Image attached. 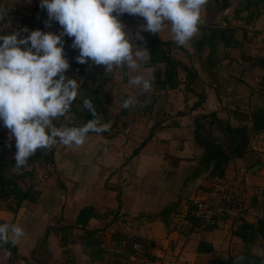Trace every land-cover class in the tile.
I'll use <instances>...</instances> for the list:
<instances>
[{
	"label": "crops",
	"instance_id": "obj_1",
	"mask_svg": "<svg viewBox=\"0 0 264 264\" xmlns=\"http://www.w3.org/2000/svg\"><path fill=\"white\" fill-rule=\"evenodd\" d=\"M248 6L244 13L225 7V26H199L184 46L175 44L170 26L156 34L174 62L172 85L154 81L155 71L165 79V62L151 60L141 69L153 82L148 93L128 86L127 69L104 72L102 87L80 85L71 112L93 119L82 108L89 98L110 130L89 133L81 146H54L53 171L34 202L15 209L0 202V220L24 231L14 251L0 245V264H109L134 253V242L145 255L171 250L178 264L241 252L244 242L233 231L242 220L255 226L264 203V12L252 15ZM54 22L51 31L60 34ZM128 96L137 102L123 109ZM240 168L241 209L191 234L192 199L205 193L210 177L229 179ZM87 206L97 213L86 226L96 232L90 246L75 222ZM200 243L207 248L199 250ZM252 251L264 264V239Z\"/></svg>",
	"mask_w": 264,
	"mask_h": 264
},
{
	"label": "clouds",
	"instance_id": "obj_2",
	"mask_svg": "<svg viewBox=\"0 0 264 264\" xmlns=\"http://www.w3.org/2000/svg\"><path fill=\"white\" fill-rule=\"evenodd\" d=\"M209 0H40L48 20L59 23L60 34L31 31L28 35L15 30L4 34L0 28V122L9 130V141H15L14 168L27 166L37 149L45 152L54 146H81L89 133L102 134L110 130L103 123L89 98H83L82 108L93 119L82 125L69 126L73 102L79 94L78 79L65 75L70 67L64 56L63 36L72 39L79 51L75 58L80 64L91 61L103 66L105 73L127 69L128 86L148 93L153 82L147 79L142 67L150 61L147 47L134 40L144 41L141 32L159 34L170 26L177 46L194 38L199 26L205 23L202 11ZM143 17L135 36L125 30L119 19L123 14ZM6 10L0 8V21ZM28 32L27 28L22 30ZM135 73V74H134ZM136 98H122L121 107L129 109ZM63 120V122H61ZM59 125V126H58ZM24 231L14 224H0V245H16ZM242 257H237V262Z\"/></svg>",
	"mask_w": 264,
	"mask_h": 264
},
{
	"label": "trees",
	"instance_id": "obj_3",
	"mask_svg": "<svg viewBox=\"0 0 264 264\" xmlns=\"http://www.w3.org/2000/svg\"><path fill=\"white\" fill-rule=\"evenodd\" d=\"M36 9L39 11V15L36 17L38 18L36 20H39L38 25L40 29L38 30L43 31V23L41 19L42 18L48 19L47 11L46 9H42L40 7V1H36ZM127 15L128 14L125 13L122 16H120L119 19H121L122 17H126ZM61 30L63 31L62 28ZM141 35H143L144 41L134 40V42L139 41L141 42V44H143V46L147 47V49L151 54L150 60L152 62H158V61L165 62V79L160 80L157 71H155L153 75L154 81L159 83L160 85L174 84L175 82V78L173 77L175 75V71L173 67L174 62L172 61V59L169 58V56L166 55L167 51H164L162 49L161 45L163 44V42H161L157 38L156 34L142 32ZM64 38L65 36L62 37V40H64ZM222 38L225 44L229 43L228 37L222 35ZM71 49L72 50L70 51L64 50V54L69 64L73 65L75 63L73 56L76 54V51L78 54L79 52L78 50L73 49V47H71ZM70 56H72L73 58L72 57L70 58ZM85 65L90 66L89 69L92 70L91 71L92 73H95L96 71H100L101 73H104L103 66H93L91 65V61H89ZM84 67L79 68L77 72L79 74H83L87 68L86 66ZM83 82H84V78L82 83ZM258 118L260 121L258 125L260 126L264 125V116H258ZM8 137L9 135L5 130L2 133H0V202L6 203L7 207L9 208L11 207L15 209L22 201L34 202L39 195L37 186L32 184L28 179L27 166L30 164V162L33 160L52 162V160H51L50 151L45 152V150L43 149H37L35 154L29 158L27 166L19 170H16L14 168V164H15L14 155L17 149L15 147V141L12 140L10 142ZM219 165L220 163H216L214 167L217 168ZM262 196H264V188L261 191V197ZM96 215L97 213L94 212L92 207L87 206L81 208L75 218V222H77L84 228L82 235L84 246H90V244L94 243L96 232L94 229H88L86 226L88 225L89 219L91 217H95ZM0 224H3V221L0 220ZM233 234L240 237L241 240L244 242V246L241 252L237 255H228L225 258L215 257L210 260V263L211 264H263V255L253 252L252 247L255 245L257 239L258 240L259 238L264 239V203H262L260 215L257 219L256 225L252 226L247 221L242 220L241 223L238 225V228L233 231ZM1 246H3L5 249L10 251L15 250V245H12L11 243L3 244ZM206 248L207 246L203 243H200L198 245L199 250H203ZM90 253L94 255V251H92V249H90ZM237 257H242V260L237 262Z\"/></svg>",
	"mask_w": 264,
	"mask_h": 264
},
{
	"label": "built area",
	"instance_id": "obj_4",
	"mask_svg": "<svg viewBox=\"0 0 264 264\" xmlns=\"http://www.w3.org/2000/svg\"><path fill=\"white\" fill-rule=\"evenodd\" d=\"M123 24L126 31L135 35L139 30V26L145 24V22L143 17L128 14ZM27 170L29 181L39 186L47 180L53 171V163L33 160L27 166ZM244 174L245 170L240 168L229 179L217 175L210 177L205 193L202 196L194 197L191 201L192 213L195 219L191 234H196L211 227L221 215L236 213L241 209L246 193L243 185ZM120 216H117L118 220ZM139 247L140 245L134 242L132 244V248L135 250L134 253L115 262H109V264H178L177 255L171 250L145 255L140 252Z\"/></svg>",
	"mask_w": 264,
	"mask_h": 264
},
{
	"label": "rangeland",
	"instance_id": "obj_5",
	"mask_svg": "<svg viewBox=\"0 0 264 264\" xmlns=\"http://www.w3.org/2000/svg\"><path fill=\"white\" fill-rule=\"evenodd\" d=\"M36 1L40 0H0L1 8H4L6 10V15L3 21H0V28H4V34H8L15 30H21V34L26 36L31 31L40 29L38 25L39 20H36L38 19L36 17L39 15V11L36 9ZM219 4L223 6V10L226 7L229 9H236L237 11H239V13H244V10L247 11V5H249L248 7L252 9V15H255V10H253L255 8H258L257 10H261L262 12H264V0H221ZM124 19L125 17H122L120 19L122 23L124 22ZM47 20V18L41 19L43 23V32L55 33V30L51 31L52 21L50 22V26H46L45 21ZM53 24L55 25V28L53 29H56V31L61 30V27L58 22H54ZM24 28H27L28 32H23L22 30ZM67 38L68 37H66V39L64 38V50L70 51L72 50L71 47L73 38ZM78 55L79 54L76 51V54L73 56L75 63L73 65H70L69 70L65 73V75L74 79H78L79 85L86 84L85 86H89L91 81H93L92 84L94 86L98 87L100 85V87H102L103 83H100V80L105 77L103 75L104 73H101L100 71L92 73V70L89 69V65L80 64L76 61L75 58ZM84 66L87 67L86 70L83 74H79L77 71L79 70V68H82ZM83 78L84 82L82 83ZM4 130L9 135V130L3 126L2 122H0V133H2Z\"/></svg>",
	"mask_w": 264,
	"mask_h": 264
},
{
	"label": "water",
	"instance_id": "obj_6",
	"mask_svg": "<svg viewBox=\"0 0 264 264\" xmlns=\"http://www.w3.org/2000/svg\"><path fill=\"white\" fill-rule=\"evenodd\" d=\"M1 8V6H0ZM223 6L217 1H209L202 11L201 15L205 23L200 26L220 28L226 25L224 16L222 15ZM71 122L73 125H82L86 121L82 118H78L74 112L70 113Z\"/></svg>",
	"mask_w": 264,
	"mask_h": 264
}]
</instances>
